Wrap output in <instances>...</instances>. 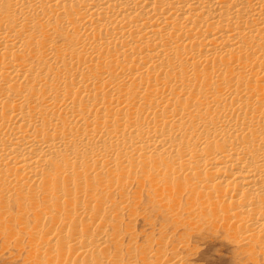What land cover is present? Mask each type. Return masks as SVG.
<instances>
[{
  "label": "bare ground",
  "instance_id": "1",
  "mask_svg": "<svg viewBox=\"0 0 264 264\" xmlns=\"http://www.w3.org/2000/svg\"><path fill=\"white\" fill-rule=\"evenodd\" d=\"M136 172L264 244V0H0V202L53 187L38 249L109 264L94 183Z\"/></svg>",
  "mask_w": 264,
  "mask_h": 264
},
{
  "label": "rangeland",
  "instance_id": "2",
  "mask_svg": "<svg viewBox=\"0 0 264 264\" xmlns=\"http://www.w3.org/2000/svg\"><path fill=\"white\" fill-rule=\"evenodd\" d=\"M136 173L121 194L118 190L103 189L101 182L94 183L95 203L90 208L94 204L101 206L105 214L104 223H93V228H101L104 233L109 264L114 259L119 261L117 264H169L175 255L179 264H264V244L259 243L262 239L244 243L238 231L216 229L210 223L206 227L196 208L187 211L184 198L169 199L158 185H152L155 179L149 181L151 174ZM53 191L58 190L51 187L45 201L39 195L34 206L26 198L21 205L14 198L0 202V264L60 263L50 256L51 252L58 253L56 248L50 252L38 249L49 232L62 238L70 230L61 217L57 222L49 221L56 215L52 213L57 202L54 195L50 196ZM107 196L111 201L101 204ZM48 198L50 202L44 206ZM173 200L175 204L171 203ZM47 207L49 212H45Z\"/></svg>",
  "mask_w": 264,
  "mask_h": 264
}]
</instances>
